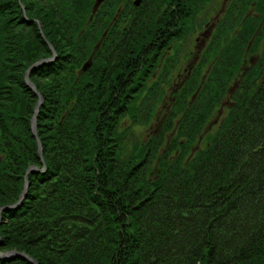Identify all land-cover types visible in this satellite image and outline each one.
<instances>
[{"label": "trees", "instance_id": "1", "mask_svg": "<svg viewBox=\"0 0 264 264\" xmlns=\"http://www.w3.org/2000/svg\"><path fill=\"white\" fill-rule=\"evenodd\" d=\"M24 1L57 56L30 71L44 98L43 161L31 126L39 97L25 73L53 51L36 22L23 26L18 0H0V207L18 201L27 168L38 167L24 199L1 213L0 250L38 264H264V0H233L204 51L208 72L194 67L160 129L130 146L124 121L151 123L171 81L167 50L194 26L197 2L146 0L131 14L130 0H105L90 20L94 0H56L61 13ZM118 12L130 22L128 45L119 57L122 41L93 53L100 31L110 29L104 45L117 35ZM232 232L254 235L226 247Z\"/></svg>", "mask_w": 264, "mask_h": 264}, {"label": "rangeland", "instance_id": "2", "mask_svg": "<svg viewBox=\"0 0 264 264\" xmlns=\"http://www.w3.org/2000/svg\"><path fill=\"white\" fill-rule=\"evenodd\" d=\"M104 1L105 0H103L99 4L98 7H96L97 0H94L92 2L93 5L91 7L92 8V13H91L90 20L94 19L95 13L99 10V8L101 7L100 5H102V3ZM125 1L129 2V0H124L123 3H125ZM144 1H146V0H143V2ZM18 2L21 5L20 10L22 11L21 12V16L19 17V14H18V17L20 19L24 18V19L27 20L26 26L25 25H23V26L27 27V26H30L29 23H33V22L35 23L36 22L41 36L46 41V43L51 47L52 51L53 50L55 51V52L53 51V55L52 56H50L48 58H43V59L49 60V59L52 58L51 60L53 61L54 58L57 56V53H56L55 48L53 47V44H52V41H51L50 37H48L46 35V32H45L46 31L45 30L46 25H44V22H42L38 18H36L33 15H31V14H35L36 11H34V10H30L29 11L28 6H27L28 5L27 1L18 0ZM43 2H44V4H46L48 6L50 5L49 8H53L52 5H55L57 7L59 13H61V10L63 9V7L61 9L59 8V6H61V4H62V2H60V1L56 2V0H50V1L44 0ZM59 2H60V4L57 5ZM136 2H139V1L130 0L131 4L127 3L128 6L130 4V9L132 10L131 14H135L136 13L135 11L137 10L136 8L138 7ZM150 2H151V0H150ZM159 2H160V0H157L155 5H154V7L155 6L158 7V3ZM195 2H197V7L198 6L199 7H198V10L196 12L195 21H194V24H193L194 26L191 27V29L182 37L181 40H179L176 43H173L171 45L172 48L167 50V52L169 51L168 54L171 56V61L168 64V66L170 68V71L172 73L171 81H170V83H165L164 82V84H161L163 89H165V93H164L165 95H164V98L162 99V101L159 103L158 108H157V110L155 112V115H154L151 123H149L147 125H142V124L131 125L129 120L124 121L125 123H124V127L123 128H125L124 129V133L126 131V143H127L128 146H130V145H132V144H134L135 142H138V141H146L151 135H154L160 129L161 123H162L163 119L165 118L164 115L166 114L167 110L169 109V106H170L169 105V101L173 97V92L177 91V89L182 85V83L185 81L186 77L191 73V71L194 69V67H196L198 65L200 66L201 63L203 62V68L201 69L202 77L205 76V74L209 70L208 66L207 65L205 66V60H203L204 51L208 49V46H210V44H211L210 42L214 41V40H212V38H213L214 32H215V30H216V28H217V26H218V24L220 22V18H222L223 14H225L226 9H228V8H230L232 6L233 0H201V1L200 0H195ZM235 3H236V0H234V5H235ZM107 8H108V6H107ZM106 9H105L104 13L106 12ZM233 9H234V6H233ZM118 10L122 11L123 10V5H120ZM237 10L238 9H234V11L232 10L233 14L232 15L230 14L231 15V19L228 17L227 22L223 26L224 30H226V29L228 30V27L232 26V22L230 20L235 22V18L233 17V15H234L235 12H237ZM18 13H20V12H18ZM252 13H254V14L256 13L257 14L256 10H252ZM118 15H120L119 12L116 13V15H115V17L113 19L114 22L118 23L117 31H116L117 35H115V36L113 35L108 40L106 45H104V42H105L104 39H105L106 36H107V39H108V37L110 35V34H108L110 29H109V27H107L103 31H100L101 34H99L98 38L94 41V45L92 47L93 53L97 52V50L99 49L98 47H100V45L101 46H105L107 51H111L112 48H113L112 47V43H118L119 41H122V42H120L117 45V46H120L119 48L112 50V51H116L114 53V56H118L119 57V55H121L122 50L124 51V49L126 48V45H128L127 42H128V38H129V34H128L129 32H126V31L128 30V25H129L130 22H129V19L128 20H123L122 17H120L119 20H117V16ZM193 18H194V16H193ZM95 20H96V24L95 25L98 26L100 23L102 24L105 19H104V16L102 14L100 17L96 18ZM24 29H26V28H24ZM223 29L221 31V34L223 32ZM98 30H99V28H98ZM122 36H123V38H122ZM217 43H219V41ZM212 44H214V43H212ZM91 56L92 55H90L89 57H91ZM258 57H259V54H257V53L251 55V58L253 60H257ZM91 58H89L86 62H89L90 60L92 61ZM251 58H249V60H248L249 64L251 63L250 62ZM114 60L116 61L115 58H114ZM85 63H84V65H85ZM33 64H31L27 68L26 72L29 69V80L34 84L36 89H33L27 82L26 83L36 93L39 92L42 95V93L37 88L35 82L30 77V71L32 70L31 67H32ZM84 65H83V67H84ZM163 69H164V64H163ZM87 70H85V71H87ZM25 81H26V79H25ZM119 85H114L113 89H114V91H116L115 93H117V87ZM37 95H38V93H37ZM38 97H39V95H38ZM42 98H43V95H42ZM230 98L231 97L228 96L226 98V101H225L224 104H228L229 101L231 100ZM38 101H39V99H38ZM38 101H37V103H38ZM43 102H44V98H43ZM224 112H225V110L223 108L219 109L218 114L214 117V120L212 121V124H211L213 128L217 125L216 123H217L218 119H219V122L221 121V119L223 117L222 115L224 114ZM33 117H34V114L32 116V119H33ZM32 119H31V121H32ZM37 120H38V117H37ZM37 120H36V122H37ZM31 126H32V124H31ZM35 136L37 138V141L40 140L39 135H38V126H37V131H36ZM40 142H41V140H40ZM41 144H42V142H41ZM128 146H127L128 151H127V153H125V155H130L129 154L130 153L129 152L130 149L128 148ZM42 152H43V146H42ZM43 160H44V157H43ZM31 166H34V165H31ZM31 166H29L28 168H30ZM28 168H27V170H28ZM27 170H26V174H27ZM26 174L24 175L25 183H26V176H27ZM29 174H28V179H27L28 183H29ZM24 188H25V184H24L23 190H24ZM23 190H22V192H23ZM27 190H28V188H27ZM22 192H21V194H22ZM21 194H20V196H21ZM19 199H20V197H19ZM19 199L15 203L3 204V205H1V207L2 206L5 207V206H9V205H14V204H17V203L19 204L20 203ZM1 207H0V227H1V221H2L1 213L8 209V208L2 209ZM224 225H227V224H224ZM227 226H230V225H227ZM253 235H254L253 233L249 234V235H246V234L244 235L243 233H233L232 232L230 234L229 233H223L222 237H225L226 239L230 238L229 241L226 240L225 242H223L224 244H226V247H228L229 245H232V244L239 245L240 247H244L242 245H245L246 243L249 244V242H245V241H247V239H249V237H251V236L253 237ZM233 240H235V241H233ZM231 241H233L234 243H232ZM237 250H238V248H235V249L227 251V254L225 255L226 258L224 260L228 261L229 259H234L236 256H238L240 254V252H238ZM21 253H25V252H21ZM27 256L29 258L33 259L36 262V264H38V262L32 256H30L28 254H27ZM34 261H32V262H34Z\"/></svg>", "mask_w": 264, "mask_h": 264}, {"label": "water", "instance_id": "3", "mask_svg": "<svg viewBox=\"0 0 264 264\" xmlns=\"http://www.w3.org/2000/svg\"><path fill=\"white\" fill-rule=\"evenodd\" d=\"M103 0H97V2H96V7H98L99 6V4L102 2ZM137 3H139V2H137ZM54 51V50H53ZM55 52V51H54ZM55 54V53H54ZM52 59V58H51ZM51 59H49V60H45V59H40L39 61H37L36 63H34L33 65H32V67L31 68H33V67H35L36 65H39V64H43V63H47V62H51L52 60ZM90 65H91V62L89 61V62H86L85 63V65H84V67H83V70L85 71V70H87L89 67H90ZM30 68V69H31ZM25 79H26V82L33 88V89H36V87L34 86V84L29 80V69H28V71L26 72V74H25ZM38 93V95H39V101H38V103L36 104V106H35V113H34V117H33V119H32V121H31V124H32V129H33V131H34V134H36V131H37V122H36V120H37V116H38V113H39V110H40V106L42 105V103H43V98H42V95L39 93V92H37ZM38 145H39V152H40V156L43 158V152H42V144H41V142H40V140H38ZM44 161V160H43ZM38 169V167H36V166H31L30 168H28V170H27V176H26V183H25V188H24V190H23V192H22V194H21V196H20V199H19V202L26 196V193H27V188H28V185H29V183H28V174L30 173V172H33V171H35V170H37ZM44 169H46V165H44V168H43V170ZM42 170V171H43ZM18 204V203H17ZM17 204H14V205H9V206H2L1 208L2 209H4V208H12V207H14V206H16ZM15 255H20V256H23V257H26V258H29L28 256H27V254L26 253H21V252H18V251H16V250H11V251H1L0 250V259L1 258H3V259H6V258H9V257H12V256H15ZM31 261H34L33 259H31V258H29ZM35 262V261H34ZM35 264H36V262H35Z\"/></svg>", "mask_w": 264, "mask_h": 264}, {"label": "flooded vegetation", "instance_id": "4", "mask_svg": "<svg viewBox=\"0 0 264 264\" xmlns=\"http://www.w3.org/2000/svg\"><path fill=\"white\" fill-rule=\"evenodd\" d=\"M46 1H50V0H46ZM137 1H139V3L136 2L138 6H140V5L142 4V2H143V0H137ZM47 6H48V5H47ZM119 12H120V11H119Z\"/></svg>", "mask_w": 264, "mask_h": 264}]
</instances>
